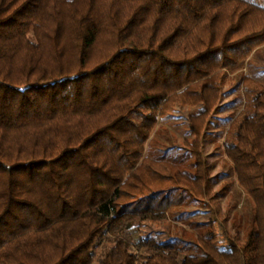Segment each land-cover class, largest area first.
<instances>
[{
    "label": "trees",
    "instance_id": "1",
    "mask_svg": "<svg viewBox=\"0 0 264 264\" xmlns=\"http://www.w3.org/2000/svg\"><path fill=\"white\" fill-rule=\"evenodd\" d=\"M262 47L252 0H0V264H247L194 214L221 213L204 143ZM241 83L219 149L264 264V85Z\"/></svg>",
    "mask_w": 264,
    "mask_h": 264
},
{
    "label": "rangeland",
    "instance_id": "2",
    "mask_svg": "<svg viewBox=\"0 0 264 264\" xmlns=\"http://www.w3.org/2000/svg\"><path fill=\"white\" fill-rule=\"evenodd\" d=\"M252 1L261 5L264 4V0ZM243 74H248L264 85V47L253 53L246 71L235 75L227 84V92L223 97L221 106L211 117L208 137L205 139L203 153L212 170L213 189L218 193L225 192V195L221 194L218 199L221 213H216L214 209H197L194 218L204 223L202 233L206 237V241L221 247H226L229 239L235 241L241 247L247 264H251L254 236L249 232L244 234L243 229L245 222L247 225L249 224L252 203L246 192L238 185L230 170V164L225 162L224 154L219 149V145L224 139V130L228 126L229 117H233L245 101L241 83L244 78ZM145 112L146 110L139 107L130 115V118L134 122H140L139 114ZM183 113L186 112L177 115L179 120H184L185 114ZM176 134L179 138L184 136L177 129ZM240 218L242 222L239 220Z\"/></svg>",
    "mask_w": 264,
    "mask_h": 264
}]
</instances>
